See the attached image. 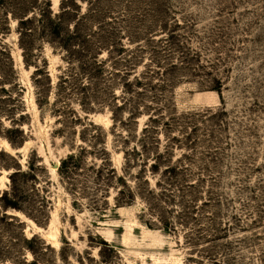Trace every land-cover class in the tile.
I'll return each mask as SVG.
<instances>
[{
	"label": "rangeland",
	"instance_id": "374dc122",
	"mask_svg": "<svg viewBox=\"0 0 264 264\" xmlns=\"http://www.w3.org/2000/svg\"><path fill=\"white\" fill-rule=\"evenodd\" d=\"M0 264H264V0H0Z\"/></svg>",
	"mask_w": 264,
	"mask_h": 264
},
{
	"label": "bare ground",
	"instance_id": "6f19581e",
	"mask_svg": "<svg viewBox=\"0 0 264 264\" xmlns=\"http://www.w3.org/2000/svg\"><path fill=\"white\" fill-rule=\"evenodd\" d=\"M6 144V148L9 150V151H11V152H13L12 150H11V148H10V146H9V144L6 142L5 143ZM19 152H22V149L21 150H19ZM16 215V214H15ZM20 218H22L23 220L22 221H27V219L23 216V215H21V214H17ZM30 223H31V221H30ZM41 231V230H40ZM39 231V232H40Z\"/></svg>",
	"mask_w": 264,
	"mask_h": 264
},
{
	"label": "trees",
	"instance_id": "16d2710c",
	"mask_svg": "<svg viewBox=\"0 0 264 264\" xmlns=\"http://www.w3.org/2000/svg\"><path fill=\"white\" fill-rule=\"evenodd\" d=\"M57 19V18H56Z\"/></svg>",
	"mask_w": 264,
	"mask_h": 264
}]
</instances>
